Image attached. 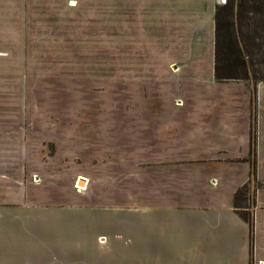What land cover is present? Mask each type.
I'll use <instances>...</instances> for the list:
<instances>
[{"label":"crops","instance_id":"0c3cea01","mask_svg":"<svg viewBox=\"0 0 264 264\" xmlns=\"http://www.w3.org/2000/svg\"><path fill=\"white\" fill-rule=\"evenodd\" d=\"M216 6L0 0V264L264 263V80L215 77ZM71 48L148 50L143 104L112 120L111 159L123 150L126 167L99 169L91 195L72 187L91 176L49 147L77 143L81 111L22 103V50ZM244 186L252 200L236 207Z\"/></svg>","mask_w":264,"mask_h":264},{"label":"rangeland","instance_id":"374dc122","mask_svg":"<svg viewBox=\"0 0 264 264\" xmlns=\"http://www.w3.org/2000/svg\"><path fill=\"white\" fill-rule=\"evenodd\" d=\"M221 5L227 8L221 10L220 15L219 58L230 64L229 72L235 69L240 73L245 69L251 83L264 79V0L249 1L248 5L244 0H226ZM147 51L128 48L22 50V72L26 80L23 105L61 109L71 105L73 110L78 108L81 111L82 125L76 144L61 145V136H55L56 139L49 142L53 153L60 150L56 164L61 169L91 176L86 189L79 192L75 190L74 183L81 177L74 179L72 187L78 193L92 194L93 182L101 178L97 176L99 169L108 170L106 177L110 180L111 170L126 167L123 150L111 159L112 120L119 106L143 104L142 64H138V60L141 61ZM37 115L46 116L44 113L25 114L28 117ZM97 138L102 139L101 143L98 144ZM66 140L62 142H68ZM30 179L33 182L38 180L33 176ZM251 200L249 189L247 194L240 191V204L250 205ZM96 241L98 244L107 243L105 236H99ZM116 243L118 248L125 247L117 240ZM68 244L79 250L77 240ZM89 245L95 247L91 243ZM91 260L95 264V257L88 255L87 264H91Z\"/></svg>","mask_w":264,"mask_h":264},{"label":"trees","instance_id":"16d2710c","mask_svg":"<svg viewBox=\"0 0 264 264\" xmlns=\"http://www.w3.org/2000/svg\"><path fill=\"white\" fill-rule=\"evenodd\" d=\"M245 3L248 5L249 1H254V0H244ZM243 4V2H242ZM227 6L226 5H217L216 6V10H215V63H214V73H215V77L219 80H224V79H248V77L246 76V70L244 69L243 72H236V70L234 69V71L229 72V67L230 64L228 62H225V59L223 58H219L218 55V38H219V26H220V20H221V10L226 9ZM244 65V64H243ZM264 80V79H261ZM259 80V81H261ZM254 139V137H253ZM243 190V193L247 194V190L248 187L244 186L241 189H238L235 193V198H234V203L236 207H243L242 204H240V202L238 201V196L240 194V191ZM246 207V206H245ZM244 219L251 224V215H249L248 213L243 214Z\"/></svg>","mask_w":264,"mask_h":264},{"label":"built area","instance_id":"2783aa9c","mask_svg":"<svg viewBox=\"0 0 264 264\" xmlns=\"http://www.w3.org/2000/svg\"><path fill=\"white\" fill-rule=\"evenodd\" d=\"M226 0H216L217 5H221L225 3ZM180 102V101H178ZM88 183V180L85 178H78L74 183V188L76 191H83L86 189V185ZM263 262L259 261L258 264H262Z\"/></svg>","mask_w":264,"mask_h":264},{"label":"bare ground","instance_id":"6f19581e","mask_svg":"<svg viewBox=\"0 0 264 264\" xmlns=\"http://www.w3.org/2000/svg\"><path fill=\"white\" fill-rule=\"evenodd\" d=\"M262 264H264V263H262Z\"/></svg>","mask_w":264,"mask_h":264}]
</instances>
